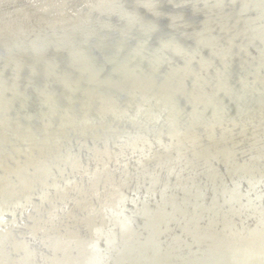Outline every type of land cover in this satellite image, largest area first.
Instances as JSON below:
<instances>
[{"label":"bare ground","instance_id":"bare-ground-1","mask_svg":"<svg viewBox=\"0 0 264 264\" xmlns=\"http://www.w3.org/2000/svg\"><path fill=\"white\" fill-rule=\"evenodd\" d=\"M0 264H264V0H0Z\"/></svg>","mask_w":264,"mask_h":264}]
</instances>
